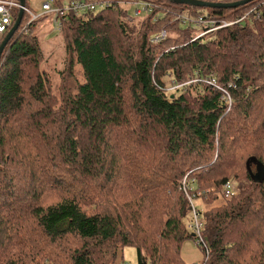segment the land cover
Wrapping results in <instances>:
<instances>
[{
  "label": "trees",
  "instance_id": "trees-1",
  "mask_svg": "<svg viewBox=\"0 0 264 264\" xmlns=\"http://www.w3.org/2000/svg\"><path fill=\"white\" fill-rule=\"evenodd\" d=\"M105 1L60 31L42 15L63 43L58 86L37 20L23 15L0 56V264H123L124 247L138 264H185L188 197L210 207L201 264H264V10L195 39L170 15L200 8L155 0L130 19ZM158 30L171 34L152 44Z\"/></svg>",
  "mask_w": 264,
  "mask_h": 264
},
{
  "label": "built area",
  "instance_id": "built-area-1",
  "mask_svg": "<svg viewBox=\"0 0 264 264\" xmlns=\"http://www.w3.org/2000/svg\"><path fill=\"white\" fill-rule=\"evenodd\" d=\"M198 1L215 3V4H232L243 0H198ZM117 3L119 5L124 4L121 3L120 1H117ZM111 5L112 3L110 1H105V0H94V1L49 0L48 2L42 3L41 11L43 15H47V16L50 15L53 17L54 19L53 21H55L56 24V29L60 31L61 24L58 19L59 17L63 16V14L70 13L73 14V16H75L78 19H83L86 14L95 13L99 10L106 9ZM245 6H249V7L246 8V10H244L240 16H237L235 19L231 21L219 20L216 18L217 16L199 15L196 18L195 24L197 28L200 29L201 33L195 39L223 28H228L232 26H242L249 23L253 19L255 20L259 19L262 11L264 10V0H253L245 4L244 6H240L238 8ZM153 8H154L153 4L145 2L142 5V12L150 14ZM20 9H22L20 5V0H0V41L6 36V34L12 28L17 18L14 17L15 13L17 12V16H18ZM140 13L141 12L139 10L135 11V14L137 16L140 15ZM23 15L29 18L26 25H29L35 20H37V17L31 11H29L25 5L23 7ZM173 15H175V18L173 19L175 22L178 21L179 23L184 24V22L187 20L182 13H177ZM167 35H168L167 30H161L158 33L152 35L149 41L152 44H159L167 38ZM194 83H196V80L186 82L183 85H177L174 83L173 88L177 89V88H182L183 86L187 88ZM207 83L215 86L216 89L224 93V97H225L224 100L225 102L228 103V109H229L231 105V99L228 92L217 84L215 78L212 77V75H210L209 79H207ZM228 88H230V86H228ZM236 190L237 189L234 188L233 183L226 182L222 189V194L224 196V199H231V197L235 194ZM187 199L190 203H192V199L190 197H188ZM200 215H201L200 210H196L191 204V221L188 224V228L193 234L195 243L197 245L203 246L204 245L202 239L203 226L201 223Z\"/></svg>",
  "mask_w": 264,
  "mask_h": 264
},
{
  "label": "rangeland",
  "instance_id": "rangeland-1",
  "mask_svg": "<svg viewBox=\"0 0 264 264\" xmlns=\"http://www.w3.org/2000/svg\"><path fill=\"white\" fill-rule=\"evenodd\" d=\"M49 0H25V6L26 8L31 11L36 17V32L41 41V50L44 55L45 60L47 61L50 71L52 72V77L54 81L56 82L57 86L59 84V76L57 72L61 70L62 67V59H63V43L61 44L59 38L57 37V31L55 30L53 21L51 18H42L43 14L41 11V5L44 2H48ZM119 1V0H116ZM155 0H121V3H124L121 5L122 9L125 11V14L130 19L137 18L141 19L147 15V13L142 12V5L145 2H154ZM235 9V8H234ZM139 10L141 13L140 15H136L135 11ZM183 16L187 19L184 24L179 23L181 29H187L188 27L193 28L192 31L194 34H199V28H197L195 21L196 18L199 15H210V16H216L211 15L209 8H200L196 9L197 15H193L190 13V10L187 8H183ZM177 14V13H176ZM170 18L173 20L175 18V15L171 14ZM190 23V24H189ZM171 34V31H168V35ZM166 88L171 89L170 82L167 81ZM252 171L255 173L254 167H252ZM237 188L245 189L249 186V183L241 179L239 182L235 184ZM240 185V187L238 186ZM223 203L222 199H218L215 205H220ZM192 206L195 207L197 210L206 211L209 209V205L201 204L197 200L192 201ZM191 216V211H190ZM189 216V218H190ZM190 220V219H189ZM202 245L197 246L195 241H192L191 239L185 240L180 248V257L182 261L185 264H201L203 260V251H202ZM123 258V264H138L137 263V256H136V250L133 247H124L122 250V253L120 254ZM115 264H120V260H117Z\"/></svg>",
  "mask_w": 264,
  "mask_h": 264
},
{
  "label": "water",
  "instance_id": "water-1",
  "mask_svg": "<svg viewBox=\"0 0 264 264\" xmlns=\"http://www.w3.org/2000/svg\"><path fill=\"white\" fill-rule=\"evenodd\" d=\"M170 3H173L175 5H185V6H190V7H195V8H209V9H234V8H238L240 6H244L245 4L253 1V0H243L237 3H232V4H215V3H207V2H203V1H198V0H167ZM20 5L22 7V9H20L18 16L12 26V28L10 29V31L6 34V36L4 37V39L2 40V42L0 43V56L4 50V48L6 47L8 41L10 40V38L14 35V33L17 31L21 19L23 17V7L25 5V0H20ZM259 172L261 173V170H258L256 175L259 176ZM191 237H193V235H191Z\"/></svg>",
  "mask_w": 264,
  "mask_h": 264
},
{
  "label": "bare ground",
  "instance_id": "bare-ground-1",
  "mask_svg": "<svg viewBox=\"0 0 264 264\" xmlns=\"http://www.w3.org/2000/svg\"><path fill=\"white\" fill-rule=\"evenodd\" d=\"M172 5V4H171ZM165 7V6H164ZM117 9V8H116ZM103 11V10H102ZM176 11V10H175ZM177 11H179V10H177ZM104 13H105V11H104ZM177 13V12H176ZM228 13V12H227ZM230 13V12H229ZM109 14H110V12H109ZM102 15V14H101ZM103 16V15H102ZM106 16V15H105ZM96 17V16H95ZM113 17V16H112ZM167 18V17H166ZM168 20V19H167ZM228 20V19H227ZM190 24V23H189ZM128 25V24H127ZM151 25V24H150ZM161 25V24H160ZM72 26V25H71ZM70 26V27H71ZM171 26V25H170ZM174 26H175V24H174ZM31 28V27H30ZM67 28V27H66ZM159 31V30H158ZM178 32V31H177ZM34 33V32H33ZM68 34V33H67ZM173 41V40H172ZM172 45V44H171Z\"/></svg>",
  "mask_w": 264,
  "mask_h": 264
}]
</instances>
